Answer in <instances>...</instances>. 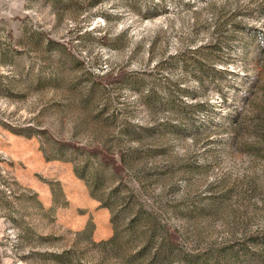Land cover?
<instances>
[{"label":"rangeland","instance_id":"obj_1","mask_svg":"<svg viewBox=\"0 0 264 264\" xmlns=\"http://www.w3.org/2000/svg\"><path fill=\"white\" fill-rule=\"evenodd\" d=\"M0 264H264V0H0Z\"/></svg>","mask_w":264,"mask_h":264}]
</instances>
